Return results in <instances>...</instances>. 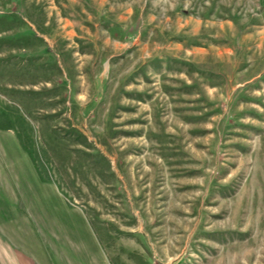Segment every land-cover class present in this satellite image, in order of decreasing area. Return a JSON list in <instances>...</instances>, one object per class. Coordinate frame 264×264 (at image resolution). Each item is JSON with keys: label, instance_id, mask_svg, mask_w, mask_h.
Masks as SVG:
<instances>
[{"label": "rangeland", "instance_id": "1", "mask_svg": "<svg viewBox=\"0 0 264 264\" xmlns=\"http://www.w3.org/2000/svg\"><path fill=\"white\" fill-rule=\"evenodd\" d=\"M0 200L41 264H264V0H0Z\"/></svg>", "mask_w": 264, "mask_h": 264}, {"label": "crops", "instance_id": "2", "mask_svg": "<svg viewBox=\"0 0 264 264\" xmlns=\"http://www.w3.org/2000/svg\"><path fill=\"white\" fill-rule=\"evenodd\" d=\"M3 206L0 200V249L3 248V244L8 243L12 246L11 264H41L42 257L44 259V246L40 240L37 241L35 238L30 240L29 220L19 215L18 210L13 212L8 209L11 208L10 203ZM4 213L7 214L4 215Z\"/></svg>", "mask_w": 264, "mask_h": 264}]
</instances>
